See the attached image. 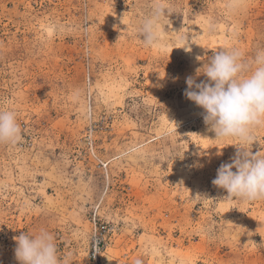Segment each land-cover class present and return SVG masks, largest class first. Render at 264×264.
<instances>
[{"label": "rangeland", "instance_id": "obj_1", "mask_svg": "<svg viewBox=\"0 0 264 264\" xmlns=\"http://www.w3.org/2000/svg\"><path fill=\"white\" fill-rule=\"evenodd\" d=\"M160 43L138 27L153 0H0V264L47 229L67 264H92L94 218L114 226L105 264H264V200L213 185L238 144L215 139L188 99L221 49H264V0H161ZM247 145L264 153V128ZM235 171V169H233Z\"/></svg>", "mask_w": 264, "mask_h": 264}, {"label": "clouds", "instance_id": "obj_2", "mask_svg": "<svg viewBox=\"0 0 264 264\" xmlns=\"http://www.w3.org/2000/svg\"><path fill=\"white\" fill-rule=\"evenodd\" d=\"M228 7L238 10L243 0H230ZM169 10L161 0H153L150 14L138 27L145 47L160 43ZM200 75L208 79L197 83L192 76L186 78L184 95L204 109V122L215 132V139L238 142L232 144L237 152L231 163L218 168L213 185L226 190L229 199L264 200V153L246 147L256 142L255 130L264 128V49L257 51L251 62L238 49H221L196 70V76ZM20 139L17 113L0 107V144L14 145ZM14 240L19 264H67L66 258L58 257L54 236L47 229L23 232Z\"/></svg>", "mask_w": 264, "mask_h": 264}, {"label": "built area", "instance_id": "obj_3", "mask_svg": "<svg viewBox=\"0 0 264 264\" xmlns=\"http://www.w3.org/2000/svg\"><path fill=\"white\" fill-rule=\"evenodd\" d=\"M114 226L110 222L103 220L101 217L94 218V229L90 245V261L92 264H105L102 253L109 244L110 235Z\"/></svg>", "mask_w": 264, "mask_h": 264}]
</instances>
